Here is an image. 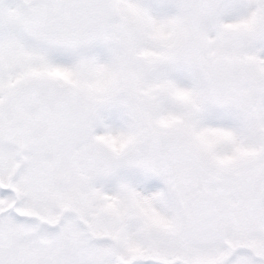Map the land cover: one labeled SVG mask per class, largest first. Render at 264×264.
Segmentation results:
<instances>
[{
  "label": "snow or ice",
  "instance_id": "1",
  "mask_svg": "<svg viewBox=\"0 0 264 264\" xmlns=\"http://www.w3.org/2000/svg\"><path fill=\"white\" fill-rule=\"evenodd\" d=\"M0 264H264V0H0Z\"/></svg>",
  "mask_w": 264,
  "mask_h": 264
}]
</instances>
